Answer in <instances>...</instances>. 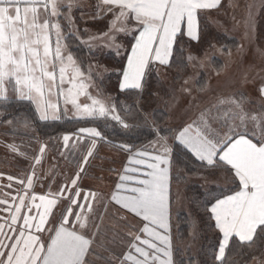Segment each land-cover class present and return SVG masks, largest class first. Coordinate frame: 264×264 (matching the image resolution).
<instances>
[{
	"label": "snow or ice",
	"instance_id": "obj_1",
	"mask_svg": "<svg viewBox=\"0 0 264 264\" xmlns=\"http://www.w3.org/2000/svg\"><path fill=\"white\" fill-rule=\"evenodd\" d=\"M83 7L82 0H0V125L14 137L5 147L27 158L15 134L21 126L30 128L32 120L11 111L24 103L34 106L39 121L85 125L51 138L62 140L58 155L76 165L68 179L57 183L55 165L37 174L49 147L39 141L29 172L22 177L0 172V264H176L170 193L181 152L187 157L186 179L204 169L223 173L234 186L202 204L217 237L211 261L203 264H242L236 256L264 246V80L255 98L241 91L214 92L204 82L198 100L184 88L189 97L184 116L162 127L138 105H118L99 91L94 95L90 89L99 73L78 54L85 48L92 57L105 48L117 56L126 53L119 91L142 95L154 71L183 70L193 61L204 67L198 57H184V45L202 41L201 20L207 10L222 8V0H97L90 18L105 21L107 30L89 34L85 28L82 36L73 11ZM252 7L247 5L243 19L246 35L255 31ZM204 56L210 59L207 52ZM145 128L154 139L137 146L131 138ZM112 130L127 139L115 142ZM100 144L127 154V166L107 197L82 186L85 166ZM44 180L46 190L37 193ZM109 210L128 229L126 241L104 227Z\"/></svg>",
	"mask_w": 264,
	"mask_h": 264
},
{
	"label": "rangeland",
	"instance_id": "obj_2",
	"mask_svg": "<svg viewBox=\"0 0 264 264\" xmlns=\"http://www.w3.org/2000/svg\"><path fill=\"white\" fill-rule=\"evenodd\" d=\"M96 1L97 0H82V4L84 5L83 9H75L73 11L75 25L81 30L82 36V30L85 28L89 30V34H97L101 30H107L105 28V21L86 25L85 21L81 18V11H83V13L90 10L95 11ZM247 5H253L252 12L255 15V31L248 35L245 34L246 29L243 25V19L248 12ZM203 28L204 32L202 35V41L199 43L194 41L191 44L186 43L184 45L183 53L185 58L191 54L198 57L199 60H204L203 68L199 67L198 61H193L192 64H189L186 67L187 72L182 80L179 81L178 86L173 82V77L168 70H159L155 75L158 79L157 83L149 77V84L147 87L150 88L148 91L153 93L156 89V85L162 86L163 90L160 92V98L166 100L170 99L168 102V112L171 116L169 125H175L184 116V110L189 101V97L183 92L184 88H191L193 96H196L199 100L201 96L198 89L204 82L210 83L214 92L228 95L235 91L243 92V89L245 88L249 93L254 94L256 86L264 80V56H261L259 51L264 50V0H226L223 7L219 9L218 12L211 14L205 19L203 22ZM84 38L86 39L87 37L84 36ZM231 40H236L237 45L231 44ZM119 42L123 43L126 47V39H120ZM94 43L99 44L100 42L97 41ZM211 45H215V47L213 48ZM218 49H223V51H217ZM228 49L231 50L230 56L227 55ZM248 49L249 52L247 51ZM205 52L209 54L210 59H205ZM123 54L124 53L117 56L113 49L105 48L102 53L87 60L92 63L94 70L99 73L98 78L94 77V87L90 89V91H92L94 95L99 91L106 100L110 99L115 101L119 96L122 99L121 104L131 105L125 102V99L120 96V93L117 90L118 72L121 66L120 62L123 59ZM193 64L195 67L192 66ZM218 71L220 72V75L216 74ZM245 77L247 78V82H245ZM185 80L188 81L187 84L184 83ZM99 84L102 85L104 89H101ZM256 102L259 103L258 101ZM135 104L137 103L135 102ZM19 116L25 117L24 115ZM13 140V134L9 129L0 125V172L15 177H22L25 173L29 172L33 157L38 152L39 144L37 141L45 142L49 146L41 165L36 166L38 175L43 176L53 165H55V170L57 172L56 181L57 183H60L61 181L68 179V177H70L75 171V169L72 168L71 163L66 162L58 155L62 140L44 139L38 135L33 124L28 129H24L21 126L19 131L15 134V143L20 146V151L27 153V158L12 153L10 149L5 147V144H10ZM102 155H106L109 159H118L120 162L123 161L124 158L123 155H118L116 153L112 155V153L107 152L104 149H98L95 157L96 159L104 158ZM92 169L94 168H90L89 171H93ZM205 172L206 174L201 177L190 179L189 183H201L206 187L212 185L233 187L223 173L210 175L207 171ZM3 183H7L6 179ZM42 183L45 185V188L42 189L37 185V193L46 190L49 181L44 180ZM86 183V180H82L83 187L87 185ZM88 185L95 186L92 181L88 182ZM15 187L16 185L14 184V188ZM53 187H55V185H53ZM185 187L186 186L183 184L173 186V203L176 211L186 212L191 215L190 202L185 192ZM4 191L12 190L5 189ZM14 194L13 191V195ZM0 198H2V194H0ZM105 220L104 227L109 233H111L112 230H109L110 227L107 224H112V222L114 224L117 220H115L111 213L105 216ZM120 235L121 239H125V241L127 240L126 237H123L121 232ZM173 246L175 259L176 247L174 240ZM183 246L186 248L188 247V244H183ZM192 247L195 248V245ZM263 253L264 251H262L261 254L263 256L260 259L256 258L248 264H260V262L264 260ZM181 257L188 258L189 254L186 253ZM175 261L176 264L180 263L176 259Z\"/></svg>",
	"mask_w": 264,
	"mask_h": 264
},
{
	"label": "trees",
	"instance_id": "obj_3",
	"mask_svg": "<svg viewBox=\"0 0 264 264\" xmlns=\"http://www.w3.org/2000/svg\"><path fill=\"white\" fill-rule=\"evenodd\" d=\"M231 44L237 45L236 40H231ZM75 44H73V48L75 50ZM81 58L85 61L93 58L87 54V48L84 49L83 52L78 53ZM122 63V61L120 62ZM172 77L173 82L178 86L179 81L185 76L187 69L183 70L172 68L168 70ZM157 72H153L150 78L157 83L158 79L156 78ZM120 73L118 72L119 81ZM203 79V78H202ZM163 81V80H161ZM101 89H104L102 85L99 84ZM162 86L156 85L155 91L149 92V88L144 89L142 95L129 94L125 95L121 92L120 96L125 99V102L131 105H138L145 113H147L150 119H155L162 127H166L169 125L171 121V116L168 112V102L170 99H161L160 92L163 90ZM122 99L118 96L115 99V102L119 105L121 104ZM135 102L137 104H135ZM161 106V107H160ZM11 111L19 115H24L28 119L32 120V124L36 128V131L39 136L44 139L58 138L62 133L67 131H73L78 126H85L80 124L78 121L74 120H62V121H39L34 119V106L24 103L22 105L15 106L11 109ZM111 138L119 143L123 140H126V137H123L118 130H112ZM132 142H134L137 146L147 145L151 139L148 135V129H143L141 134H138L131 138ZM61 144V143H60ZM59 144V145H60ZM179 159L176 161V167L173 169V180H172V225H173V240L175 244V259L179 261V264H189L191 259H196L203 264L205 260L211 261L212 252L217 243L216 232L208 226L207 217L203 214L202 204L210 199L212 196H222L223 194L230 193L232 186L224 187V186H203L201 183H189L190 179H196L206 174V170L199 169L197 174L188 173V178H185V172L187 171L185 168L184 161L187 160V157L181 153H177ZM190 155V154H189ZM199 168V165H197ZM185 185V192L189 198L190 207H191V215L186 212L176 211L173 203V186L174 185ZM234 187V186H233ZM197 225L198 237L193 239L192 231L193 225ZM183 244H188V247L184 248ZM195 245V248L192 246ZM183 246V247H182ZM264 251V246H261L260 250L255 251L254 253H245L242 257L236 256L235 259L238 261H242V264H248L253 261L252 256L254 255L257 259L261 258L263 255L261 254ZM188 253L189 257H181L182 255ZM264 254V253H263Z\"/></svg>",
	"mask_w": 264,
	"mask_h": 264
},
{
	"label": "crops",
	"instance_id": "obj_4",
	"mask_svg": "<svg viewBox=\"0 0 264 264\" xmlns=\"http://www.w3.org/2000/svg\"><path fill=\"white\" fill-rule=\"evenodd\" d=\"M225 2H226V0H222V5H224ZM218 10L219 9L207 10V15L204 16L201 20L202 26H203V22L205 21V19L208 16H210L211 14L218 12ZM93 12H94L93 10L92 11L90 10V11H86L85 13H83L82 19H83V21H85L86 25H88V24L90 25V24L95 23V22H104L103 20L91 19L90 16ZM128 39H130V37ZM126 47H127V45H126ZM247 51L249 52V49ZM124 55H126V53H124L122 55L123 56L122 62H124ZM119 79H120V77H119ZM260 84H258V86ZM256 88H257V86H256ZM256 88L254 90L255 91L254 94L249 93L246 88L243 89V92L249 94V96L251 98H255L257 95ZM117 90L119 91L118 83H117ZM98 149H104L107 152L112 153V155L115 153L118 155H123V157L126 158V159L123 158V161L120 162V160H118V159H115V158L109 159L106 155H102V157H104V158H99V159H96V157H95V159L90 158L89 164L87 166H85L87 174L84 175L82 180H86L87 185L83 188L85 190L92 189V190L98 191V192L104 194L105 197H107L114 190V186L118 182V172L122 171V169L125 166H127V154L123 153V152H119L117 149L113 148L111 145L100 144V145H98ZM98 163H100V164H98ZM71 166H72V168L76 169L75 163H71ZM109 166H111V167H109ZM90 168H94V169H92L93 171H89ZM107 169H109V170H107ZM112 169H116L117 171H112ZM90 181H92L95 184V186L88 185V182H90ZM171 190H172V186H171ZM170 195H171V199H172V192L170 193ZM100 207H101V205L97 204V210ZM109 213H111V210H109ZM115 220H117V219L115 218ZM105 222H106V220L104 218V224H105ZM107 225L110 227L109 230L115 229L116 231L121 232L123 234V237H125L124 233L126 231H128V229L125 228L123 223L119 220L115 221L114 224L112 222V224L109 223ZM172 230H173V228H172Z\"/></svg>",
	"mask_w": 264,
	"mask_h": 264
}]
</instances>
